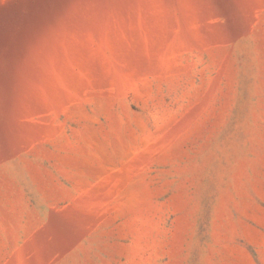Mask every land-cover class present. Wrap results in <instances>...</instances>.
Segmentation results:
<instances>
[{
	"label": "rangeland",
	"instance_id": "obj_1",
	"mask_svg": "<svg viewBox=\"0 0 264 264\" xmlns=\"http://www.w3.org/2000/svg\"><path fill=\"white\" fill-rule=\"evenodd\" d=\"M0 264H264V0H0Z\"/></svg>",
	"mask_w": 264,
	"mask_h": 264
}]
</instances>
